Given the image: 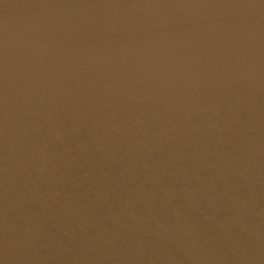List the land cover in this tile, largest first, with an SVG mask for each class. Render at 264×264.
<instances>
[{"label": "water", "instance_id": "95a60500", "mask_svg": "<svg viewBox=\"0 0 264 264\" xmlns=\"http://www.w3.org/2000/svg\"><path fill=\"white\" fill-rule=\"evenodd\" d=\"M0 264H264V0H0Z\"/></svg>", "mask_w": 264, "mask_h": 264}]
</instances>
